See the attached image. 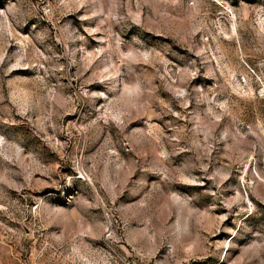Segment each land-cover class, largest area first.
I'll list each match as a JSON object with an SVG mask.
<instances>
[{"label": "rangeland", "instance_id": "374dc122", "mask_svg": "<svg viewBox=\"0 0 264 264\" xmlns=\"http://www.w3.org/2000/svg\"><path fill=\"white\" fill-rule=\"evenodd\" d=\"M0 264H264V0H0Z\"/></svg>", "mask_w": 264, "mask_h": 264}]
</instances>
